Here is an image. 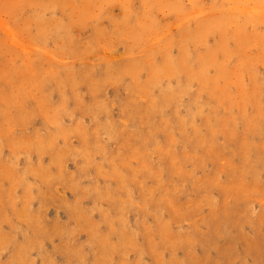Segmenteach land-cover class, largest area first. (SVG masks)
<instances>
[{
  "label": "rangeland",
  "instance_id": "rangeland-1",
  "mask_svg": "<svg viewBox=\"0 0 264 264\" xmlns=\"http://www.w3.org/2000/svg\"><path fill=\"white\" fill-rule=\"evenodd\" d=\"M0 264H264V0H0Z\"/></svg>",
  "mask_w": 264,
  "mask_h": 264
}]
</instances>
